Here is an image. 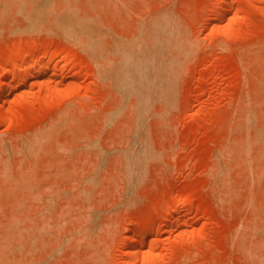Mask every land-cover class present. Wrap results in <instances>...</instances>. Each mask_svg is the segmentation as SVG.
I'll return each instance as SVG.
<instances>
[{
	"label": "rangeland",
	"instance_id": "374dc122",
	"mask_svg": "<svg viewBox=\"0 0 264 264\" xmlns=\"http://www.w3.org/2000/svg\"><path fill=\"white\" fill-rule=\"evenodd\" d=\"M213 1L0 0V264H264V0Z\"/></svg>",
	"mask_w": 264,
	"mask_h": 264
},
{
	"label": "bare ground",
	"instance_id": "6f19581e",
	"mask_svg": "<svg viewBox=\"0 0 264 264\" xmlns=\"http://www.w3.org/2000/svg\"><path fill=\"white\" fill-rule=\"evenodd\" d=\"M228 0H216V2L215 1H213V3H215V4H212V7H213V5H215V8H214V12H212V13H215V15L213 14V16H214V18L216 17V16H218L219 18H221L220 16H222V18L224 17V15L227 13V8H229L228 7V5L230 4H227L228 2H227ZM230 6V5H229ZM213 9V8H212ZM225 11H226V13H225ZM216 19V18H215ZM218 20V19H217ZM215 24H217V23H215ZM218 26V27H217ZM217 29H220V28H222L220 25H218L217 24ZM214 28H215V26H214ZM216 29V28H215ZM27 63H28V61H27ZM29 64V63H28ZM45 64H35V63H33L32 62V66H33V69L35 68V72H39V73H37V74H41V72H43L45 69H46V67H47V65H46V67L44 66ZM29 66H31V63H30V65ZM32 66H31V68H32ZM48 69V68H47ZM4 88V87H3ZM56 88L57 89H55L54 91H52V89H50V91H48V93L50 92L51 94V97H52V95L55 93V91L56 90H58L59 91V93H60V91H62L60 88H58L57 86H56ZM46 91V92H47ZM53 92V94H52V92ZM5 92V90L3 91V93ZM46 92H44V93H46ZM57 93V92H56ZM41 94V93H40ZM42 95H44V96H46V95H48L47 93H46V95L45 94H42ZM50 95L49 96H46L47 98L48 97H50ZM55 95V94H54ZM61 94H59V96H60ZM37 96H39V95H37ZM36 96V97H37ZM44 96H42V97H44ZM40 97V96H39ZM39 97H37V98H39ZM42 97H41V99H42ZM46 97H44V99H46V102H50V98H46ZM56 97H58V94L56 95ZM53 98L55 99V97L53 96ZM53 98H52V100L51 101H53ZM43 99V100H44ZM34 100V99H33ZM48 100V101H47ZM45 101V100H44ZM141 231V230H140ZM140 231H139V234H140V236H141V234L142 233H140ZM138 233V232H137ZM138 234H136L135 236H133L132 238H131V240L129 241L130 243L132 242V243H134V242H137V241H139V240H143L144 239V237H143V239H141V237H140ZM144 236V235H143ZM131 249L133 248V247H130ZM130 249V250H131ZM130 250H128L127 252H130ZM132 252V251H131ZM148 254L149 253H147V255L145 254V257L146 256H148ZM149 256H151L150 254H149ZM153 256V255H152ZM151 256V257H152ZM150 257V258H151ZM148 258V257H147ZM149 259V258H148ZM149 261H150V259H149ZM148 261V263H150ZM143 263H145V260H144V262ZM147 263V262H146Z\"/></svg>",
	"mask_w": 264,
	"mask_h": 264
}]
</instances>
